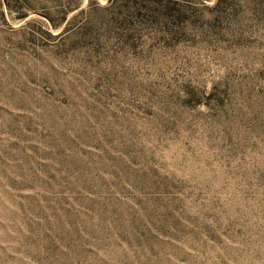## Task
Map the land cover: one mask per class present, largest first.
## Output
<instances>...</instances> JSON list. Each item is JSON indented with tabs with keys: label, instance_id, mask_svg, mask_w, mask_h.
I'll list each match as a JSON object with an SVG mask.
<instances>
[{
	"label": "rangeland",
	"instance_id": "rangeland-1",
	"mask_svg": "<svg viewBox=\"0 0 264 264\" xmlns=\"http://www.w3.org/2000/svg\"><path fill=\"white\" fill-rule=\"evenodd\" d=\"M0 264H264V0H0Z\"/></svg>",
	"mask_w": 264,
	"mask_h": 264
}]
</instances>
